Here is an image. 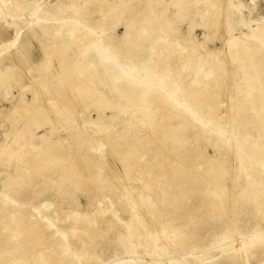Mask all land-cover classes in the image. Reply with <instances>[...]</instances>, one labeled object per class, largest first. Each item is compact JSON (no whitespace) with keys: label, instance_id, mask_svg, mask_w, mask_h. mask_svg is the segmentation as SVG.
Returning a JSON list of instances; mask_svg holds the SVG:
<instances>
[{"label":"bare ground","instance_id":"1","mask_svg":"<svg viewBox=\"0 0 264 264\" xmlns=\"http://www.w3.org/2000/svg\"><path fill=\"white\" fill-rule=\"evenodd\" d=\"M132 2L136 3V6L129 17L127 10ZM89 5H93V9H89ZM196 5L202 12L203 20L197 24L204 30L202 44H192L193 40L190 37L182 51L165 53L163 50H157L155 52L158 43L168 41L162 36L171 32L176 19L179 20L185 12ZM235 9L240 12L242 7L236 5L233 0H170V2L166 0H113V2L111 0H57L54 4L50 0L32 2L28 0H0V15L4 16V13H9L19 16L22 12L28 11L30 17L38 18L36 28L39 27L37 30L34 25L31 30L22 32V26L14 24L12 27L14 29L11 28L12 31H10V24L8 25L7 21L0 16V21L3 22L4 19L7 23L0 30V99L6 100L11 92L20 91L17 103L11 104L12 112L7 121L11 124L12 131L5 134L9 144L0 147V162L2 158H10L15 155L19 162L25 163L28 159L26 166L30 165L36 171L45 173L47 170L45 166L47 165H51V169L48 167L50 170L61 169L63 173L60 175V181L54 183L59 188L58 193L60 194L64 191L63 185L66 181L71 184L73 190L69 188V191L63 193L73 196L74 191L84 190L83 184L87 180L92 182L89 190L95 188L94 183L101 192L111 188L116 190L120 186L113 180H119L125 176L127 178L135 171L132 164L135 165L136 163L138 149L135 145L130 144L129 138L132 139L138 133V128L144 124L146 131L147 129L150 131L154 127L158 128L157 132L160 137L155 139L156 143L162 144L165 141L171 143L169 153L162 150L160 146L157 147L155 157L159 163L158 173L155 177L141 182L142 189L147 192L149 198H154L157 182L160 178L173 181L175 187L177 180L181 178L194 180L198 184L204 179L196 176L194 172L198 166H203L204 163L206 164L212 159L202 157L197 150H193L192 154L195 155V161L187 156V145L190 143V139L194 138L198 142L201 134L190 136L186 131L190 128L191 123L188 114H195L198 109L201 111L209 110L212 111V117L209 118L211 126L229 133L231 138L224 142L223 150L228 156L240 163L238 177L242 175L245 179V185L238 188L234 198L238 197L240 200L247 198L251 206L256 208V217L264 223V170L257 171L255 164L251 161H245L240 151L231 145L234 143L240 147L257 146L264 137L259 133L264 129V119L257 118L253 121L254 129L249 128L247 123L251 120L249 115L252 108L246 101L236 104L234 101L230 104L227 99L229 95H232L234 100L237 99L233 85L237 82L238 76L232 68L239 61H246L251 64L253 71L243 70V77L246 76L249 84L254 81L257 83L256 97L262 103L256 109L258 111L264 110V19L258 23L256 31L251 36H245L244 41H239L224 32L226 16ZM194 23L195 20H191L190 27ZM245 25L249 26L250 23H245ZM114 26L115 28L122 26L124 35L118 36L108 32ZM172 29L176 30V28ZM172 32L174 31L172 30ZM223 37L226 38V42L221 48L209 46L210 43L221 40ZM250 42L254 46L248 44ZM146 43L150 44L149 49L145 47ZM146 49L149 52V57L143 59L141 53ZM199 50L202 51L201 57L196 55ZM172 51L174 50L172 49ZM188 58L191 63L186 66L187 69L184 68L185 71L187 70L186 75H175L163 81L160 86H154V82L157 81V74L164 75L162 73L167 61L171 59L175 63H181ZM44 61L48 62V72H51L52 79L59 81V86L52 83L51 78L39 71V65ZM143 63L147 66L143 67ZM129 66H134L133 71L129 73L123 71ZM98 68H101L102 71L97 70ZM35 69L37 71L33 78L29 75V71ZM151 70L155 73H151ZM92 74L94 76L101 74L110 83L108 86L110 91L114 90L121 100L131 102L132 107L137 109L136 113L130 115L129 120L122 122L123 125L130 126V130L133 131L132 135H124L122 131H111L110 121L116 116L115 113L107 118L99 114L95 121H89L86 124L87 128L97 125L95 136H106L112 145L111 152L97 161L95 167L94 159L90 157L91 151H89L94 135L89 134L90 131L85 133L80 129L79 123L76 122V116L81 110L89 111L93 105L100 109L112 110L114 106H120V104L114 102L111 104L107 101L106 95L98 90ZM174 78L179 80L178 84ZM146 82L151 83V85H147ZM41 88L44 90L43 95L40 92ZM231 89L235 91L233 94L230 92ZM25 92L31 93V102H28ZM179 92L184 95L182 100L186 103V105L177 104L179 107L184 106L181 110L173 105V96ZM146 97L158 101L155 102L157 106L162 105L165 109L177 112L178 120L181 123L173 126L169 131L165 130L161 126L162 121L160 119L154 121L149 113L150 110L140 105L141 100ZM126 109L127 107L121 108L120 112L125 113ZM257 114L259 115V112ZM160 116H162L161 113ZM48 125L52 127L51 131L42 135L35 131ZM60 129L69 130L65 139L54 138L53 132ZM36 141L40 144H36ZM212 145L213 148L220 150L219 147H216L217 142L212 143ZM123 146L128 147V151ZM250 153H254L253 146ZM171 155L175 157V160L168 162ZM72 159L77 162L76 166L72 165ZM218 161H220L219 171L214 170V168L211 169L212 167L203 170V176L208 177L209 180H206L205 187L201 186L199 194L202 205L208 209L207 214L213 216L214 219L218 218L221 227L224 229V232L217 234L213 240L215 247L219 246L220 249L217 250V254L206 258L193 256L191 257L192 262L186 261L185 264H216L219 261L229 260L234 264H251L252 257H262L263 260L259 264H264V245L262 242H255L253 250L246 248L245 237L240 233L241 230L236 224L237 221L231 218L230 208L235 201L231 197L233 186L229 183L231 178L227 170L229 163L223 159L220 160V158ZM89 162L93 163V168L89 167ZM262 163L264 164V161ZM143 169L145 168L136 173L138 177L142 176ZM101 170H106L107 177L100 173ZM27 171L28 169L18 165L16 172L21 177H17V180L10 179L3 182V192L0 193V225L7 218L18 219L20 216L16 209L18 201H8L6 198L21 194L25 187H34L33 183L27 179L29 178L26 175ZM86 176L87 178H84ZM65 188L67 190V186ZM88 189L82 193L90 198L94 194ZM179 193L177 197L173 196L174 199L171 200L168 191H161V198L156 203L164 207L169 205L171 209L163 215L157 213V208H155L157 204H151V199L140 196L143 205L140 206L143 207L142 211L146 217L145 221L141 222L145 226L144 231L146 233V238L143 240L144 237H140L134 229L139 220L138 215L131 214L132 210L124 206V203L121 207L124 206L125 210L129 209V212L127 211L129 215L125 221L118 219L121 228L123 227L125 230L122 234L118 232L119 238L116 240L120 241L122 237L131 239L132 247H137V253L141 254L147 252L150 254V251L147 250L148 246H153L157 250H165L173 244L179 245L182 242L181 236L177 234L174 220L170 217L182 208V201L189 192ZM250 194L254 195L253 199L249 198ZM122 203L120 202V204ZM60 206L62 207L61 204ZM60 206L49 212H45L46 209H49V203L34 206L39 217L37 221L30 222L24 229L30 234V237L24 242L21 239L22 242L19 246L9 242L11 234L0 235V252H5L11 256V263L9 264H45L48 260V251L55 255L54 251L58 247L56 238L60 231L52 235L49 229L56 224L57 220L59 221V218L61 221V216L59 217L58 214L64 209H61ZM117 207L119 208V206ZM200 209L201 207L193 208V210ZM193 210L189 208L188 212L193 215ZM95 211L94 215H87L86 213L81 215L85 218L86 223L91 224L92 227L95 223V217L102 213ZM71 212L74 213L75 210L72 209ZM66 213L65 215H67ZM114 222L116 223L113 221V217L108 214L105 217L106 227L100 229L99 232L88 228L79 237H85V240L84 238L82 240L90 245L98 237L105 238L106 232L109 229L112 231L110 226ZM40 223H45V226L43 227ZM138 224L140 223L138 222ZM60 228L57 226L58 230ZM70 229L72 228L70 227ZM258 230L259 226L255 225V231ZM113 231L115 230L113 229ZM39 238H41V244L38 245L40 249H31V243ZM69 245L75 246L70 243ZM256 247H260V249L255 250ZM95 249L93 248V250ZM129 253L130 251H127V254ZM33 254H36V257H33ZM3 256L0 254V264H7L4 263L7 257ZM54 264H76V261L73 256L59 254L56 255Z\"/></svg>","mask_w":264,"mask_h":264},{"label":"rangeland","instance_id":"2","mask_svg":"<svg viewBox=\"0 0 264 264\" xmlns=\"http://www.w3.org/2000/svg\"><path fill=\"white\" fill-rule=\"evenodd\" d=\"M28 1L32 2V1H41V0H28ZM56 1L57 0H50V2L53 4ZM166 1L170 2V0H166ZM111 2H113V0H111ZM233 2L236 5H241L242 10L239 12L238 10L235 9L228 13V15L226 16V20H225L226 25L224 26L225 27L224 32L225 34L228 33V35L230 34L232 37L237 38L239 41L240 40L244 41L245 39L244 37L251 36L256 31L258 27V23L262 22V20L264 19V0H255V1L254 0H233ZM135 6H136V3L134 2L129 4V8L127 10L129 17L131 15V12H133V10L135 9ZM89 9H93V5H89ZM4 14H5L4 16L2 15L0 16H2L5 19V21H7L8 25L10 24L9 25L10 31L14 29L12 28L14 27V24H18L22 26L23 28L22 32L31 30V28L34 25H35V28L37 27L36 24L38 22V18L30 17L28 11L22 12L21 15L19 16L11 15L9 13H4ZM181 18H179V20L177 18L176 21L172 25V28H176L177 32L175 33L176 30L171 28V32H169L166 36L163 35L162 36L163 39H168L169 42L166 40L163 43H158L155 47V52H157V50H163L165 51V53L170 52V51L171 53L182 51L184 50L186 44L188 43V40H190V37H192V40H193L192 44H202L204 30L197 25V24H200L203 20L202 12L199 6L196 5L195 7L191 8L189 11L185 12ZM4 19L2 20L3 22L0 21V30L3 27V25L5 26L7 24L5 23ZM25 19L27 22L25 21ZM191 20H195V23L194 25L190 27ZM245 23H250V25L246 26ZM36 29L39 30V27ZM172 30L174 32H172ZM193 30L194 32H192ZM108 32L110 33L112 32V34H115L118 36L124 35V29L122 28V26H120L119 28H115L114 26L112 27V30ZM225 42H226V38L223 37L221 40H217L214 43H210L209 46L211 48H221ZM46 43L48 44L47 41ZM248 44L251 45L252 43L250 42ZM252 45L254 46V44ZM145 47L149 49L150 44L146 43ZM147 49L146 51L144 50L141 53V57L143 59H146L149 57V52L147 51ZM172 49L174 51H172ZM255 53L257 54V51ZM196 55L198 57H201L202 51L199 50ZM47 63L48 62H45V61L42 62L39 65V71L41 73H44L45 75H47V77L52 79L51 74H50L51 72H48L49 70H48ZM190 63H191V60L189 58L181 63H175L173 60L170 59L169 61L166 62V67L162 73L164 75H159V73L157 74L158 77L156 78L157 81L154 82V86L156 85L160 86V84L163 81H165L166 79L168 80L171 77H174L175 75L176 76L186 75L187 70L185 71V69H187L186 66ZM142 66L146 67L147 65L143 63ZM133 67L134 66H129L128 68L123 69V71L129 73L133 71L132 70ZM97 70L102 71L101 68H98ZM232 70H234L238 78H237V82H235V84L233 85L234 86L233 89L236 92L233 89H231L232 91L230 92L231 94H233L234 92L237 93L236 94L237 96L235 95L237 99L234 100V98H232V95H229L227 99L230 102V104L234 101H235L234 102L235 104L238 102H245V101L248 103V105L252 108V110L249 115L251 120L249 123H247V125H249V128L254 129L255 126H254L253 121H255L259 117L264 119V110L262 111L257 110L261 106V103H262L261 100L256 97L257 83L254 81L252 84H249L247 82L246 76H244L245 77L244 78L242 74L243 70H246L247 72L249 71L251 72L253 71V68L251 67V64L249 62L239 61L232 68ZM36 71H37L36 69L30 70L29 75L34 78ZM151 73H155V72L151 70ZM92 78L96 82L98 90L106 95V99L109 103L113 104L114 102V103H118V105L120 104V106H114L112 110L100 109L99 107L93 105L90 107L89 111L85 112V110H81L79 111L78 116H76V122L79 123L80 129H82L85 133L87 131H90L89 134L94 135V140H92L89 146L90 148L89 151H91L90 157L94 159V167H95L97 161H100L103 157H105L111 152L112 145L106 136L105 137L95 136L97 125H94L92 127L89 126V128H87L86 124H88L89 121H95L98 118L99 114L107 118L111 116L113 113H115L116 116L114 117V119L110 121L111 131L112 132L122 131V134L124 135H132L133 131L130 130V126L129 125L126 126L125 124L123 125L122 122L127 119L129 120L130 115L133 113H136L137 109L132 107L133 104L131 102H126L124 100H121L118 97V93L115 92L114 90L110 91L108 89V86L110 85V83H108V81H106L105 78L102 77L101 74L96 75V76L92 74ZM176 78L174 79L176 80V84H178L179 80ZM39 81H42V80L39 79ZM52 83H55L59 86V81H57L56 79H52ZM146 84L151 85V83L149 84V82H146ZM239 85L241 86L239 87ZM239 88L241 89L239 90ZM19 92H20L19 90H15L10 93L9 97L6 100L0 99V147L3 145L9 144V141H7L5 138V134L12 131V126L9 123V121H7V119L9 117V114L12 112L11 104H16L18 101ZM40 92L42 95L44 94L43 88L40 89ZM25 96L27 97L28 102L29 101L31 102V99H32L31 93L25 92ZM183 96L184 95L182 94V92L181 93L179 92L178 94H175L173 96L174 97L173 105H175L176 108H178L179 110H181V108H184V106L179 107V105L177 104L182 103L183 105H186V103L182 100ZM155 102H158V101H155L151 97H146L141 100L140 105H142L143 108L150 110L149 113L151 114V117L154 121H158L160 119L162 121L161 126L165 130L169 131L170 128H172L173 126H177L179 123H181V121L178 120L177 112H175L174 110L165 109L162 105L157 106ZM125 107H127V109L125 110V113H121L122 111L120 112V109L125 108ZM258 112H259V115L257 114ZM160 113L162 116H160ZM188 115L191 118L190 119L191 123H190V128H188V131L186 132L189 133L190 136H193L195 134H201V136L198 142L194 140V138L190 139L189 141L190 143H188L187 145V151H186L187 156L191 157L195 161L196 159L194 157L195 155L193 156L192 154H193V150H197L198 153L202 157L212 159L210 160L211 162L209 161L206 164L204 163L203 165L204 167L198 166L196 171L194 172L196 176L198 177L200 176V178L202 177L205 179V180L202 179L201 183H199L201 185L196 183L194 180L181 178L179 179L180 181L177 180L176 182L178 187L177 186L175 187L173 186L174 185L173 181L168 179L169 181L168 182L166 181V179L160 178L156 186V191H155L156 195L153 196L154 198L152 197L149 198L148 194H146L147 192H145V190L142 189L141 182L144 180H149V178L151 179V177H155V175L158 173L159 163H157V160L155 157L157 147L160 146L162 150H164L166 153H169L171 150V143L170 141H165L162 144H159L158 142L156 143L155 139L160 137L159 133L157 132L158 128L156 129L154 127L153 129H150V131H148V129L146 131V126L144 124L138 128V133L135 136H133L132 139L129 138L130 144L135 145L138 149V152L136 153V161H135L136 163L135 165L132 164L135 171H133V173L130 174V176H127V178L126 176L124 177L123 175L124 178L121 177L119 180L114 179L113 181L115 183L117 182L118 185L120 186L116 188L118 186L117 185L115 187L116 190H113L114 188L113 189L111 188V189L104 190L101 192L96 188L95 183H94L95 188L89 190L88 188L89 186L90 187L92 186L91 184L92 182L90 183V181L87 180L83 184L84 190L74 191V196H73L67 193H63L65 191H69V188L70 190L72 189L71 184L66 181L64 184L67 186V190L65 188L66 186L63 185L64 191H62L61 193L62 195H61L60 193H58L59 188H57V186L54 185V183L60 181V175L63 173L61 169H58V168L55 170L52 169L53 170L52 171L50 170L51 165L49 166L47 165L45 167H47L48 171L46 170L45 173L41 171H36L33 169L32 166L30 165L26 166V163L29 161L28 159L25 163L19 162L17 160V157L14 155L10 158H4V159L2 158V161L0 162V193L3 192V182L4 181L10 180V179L17 180V177H21L16 172L18 165L24 169H28L27 171L28 173L26 175L29 178L27 179H29L31 183H33L34 187H31L32 189L30 187L28 188L25 187L21 194L7 196L6 199L8 201H14V200L18 201V203H16V209L20 213V216L18 217V219L7 218L6 220H3V223L0 225V235L4 236L7 234L9 235L11 234L9 237V242L14 244L15 246H19L22 242L21 239L24 242V241H27L30 237V234L24 231V229L28 226L30 222L37 221L39 217L38 212L34 206H39L43 203H49V209L45 210V212H49V211H52L58 208L61 204L62 205V207L60 206L61 209H64L62 210L61 213L58 214L59 217L61 216V221L59 218V221L58 220H57L58 222L56 221V224H55L56 226L54 225L53 227L49 229L50 230L49 232H51L52 235L60 231L58 233V237L56 238L58 247H56L57 249L54 251L55 255L51 254L50 251L47 252L48 260L45 264H54L56 262V255L58 256L59 254L73 256L76 261V264H185L186 261L192 262L191 257L193 256H200L201 258L202 257L206 258V257H209L210 255H215L217 254V250L220 249V247L219 246L215 247L213 243L214 237L217 234L223 233L224 229L221 227L218 218L214 219L213 216H209L207 214L208 209H205V207L202 205L203 203H202L199 193H200L201 186L205 187V185L207 184L206 182L209 180L208 177L207 179L206 176H203L204 175L203 170L212 167L211 169L214 168V170L219 171L220 161L218 160L220 158V160L223 159L229 163V166L227 167V170L231 176L229 183H231L233 186V189L231 190V197L235 201V203L232 204L233 206H231L230 208V212L232 214L231 218L237 221L236 224L239 226L241 230L240 233L243 234V236L245 237V241H246L245 247L253 250V244L258 241L262 242V244L264 245V223L261 222V220H259L258 217H256V214H255L256 208L251 206V203L247 201V198H244L243 200H240L238 197L234 198L236 196V192L238 188L245 185V179L242 175L238 177V174L240 171V163L237 162L233 157L228 156L223 150L224 142L226 140H229V138H231L229 136V133L227 134L223 130L216 128V127L214 128V126H211V122H210L211 120L209 118L212 117V111H209V110L201 111L200 109H198L196 110L195 114L190 113ZM73 128L75 127L73 126ZM51 130H52V127L48 125L45 128H41L40 130H35V131L37 132V134L42 135L46 133L47 131H51ZM68 131L69 130H64V129L56 130L55 132H53L54 138L65 139L68 134ZM263 131L264 129H262V132H259L262 136H264ZM214 142H217L216 147H219L220 150L213 148L212 143ZM35 143L38 145L40 144L38 141H36ZM231 145L234 149L240 151L241 155L245 158V161L253 162L255 164L257 171L264 170V164L262 163V161H264V137L260 140L257 146L252 145L254 148V153H250V151L252 150V146L248 145L245 147H240L239 145L234 144V143ZM123 148L126 151H128V147L123 146ZM168 160H169L168 162H171L172 160H175V157L171 155L169 156ZM76 163L77 162L75 161V159H72V165L76 166ZM48 167H50V169ZM89 167L93 168L92 162H89ZM142 168H145L143 169V171L141 170L143 172L142 173L143 179H142V176L138 177V174H136V173H139L140 169ZM103 171L101 170L100 173L104 177H107L106 175L107 172H105L106 170H103ZM84 178H87V176ZM222 181L224 180L222 179ZM157 187H159L160 189L158 190ZM85 189H88L89 191L93 192L94 196L87 198L86 195H84ZM116 191L117 193L119 192V194H117ZM128 191H131V192L126 193ZM142 191H143V194H142ZM161 191H168L171 200H173L174 197H177L180 194L179 192H184V193L189 192L190 193V194L188 193L187 195H185L183 199L184 202L182 201V204H181L182 208L176 214H172L170 217V219L174 220V226L177 228V234L181 236L182 242L179 245L173 244L165 250H157L153 246H148L147 250L150 251V254H148V252L145 254H141V253H137L138 251L137 247L136 248L132 247L131 239H126L122 237L120 241H117L116 239L119 238L118 234L119 233L122 234V232H124L125 230V228L123 227L121 228L119 224L120 220L118 219H121L122 221L127 220L128 215H129L127 211L129 209L132 210L131 214L133 215L137 214L138 215L137 217L139 218V220L136 222L135 227H134L135 232L138 233L140 237H144L142 238V240L146 238V233L144 231L145 226L144 224L141 223V222H144L146 219L145 213L142 211L143 207L140 206L142 205L141 201L143 197H148L149 199H151L150 200L151 204L153 205L157 204V207L155 206V208H157L158 214L163 215L164 213L169 212L171 210L169 205H166V207H164L156 203V201L158 202L159 199L161 198ZM55 192L57 195L55 194ZM99 194L101 195L99 196ZM117 195H119L120 199L119 197H117ZM192 195L194 196L192 197ZM140 196H142V198ZM249 198L253 199L254 195L250 194ZM88 201L90 202V204ZM114 202L115 204H113ZM120 202L121 203L123 202V203L120 204ZM124 203H125L124 206H127V208H129L128 210H125L124 206L123 208L121 207ZM244 203L246 204L245 206L243 205ZM56 205L58 206L55 208ZM117 206H119V208ZM195 207H201V209L193 210V208ZM121 208L122 210H120ZM164 208H165V211H163ZM189 208L193 210V215L188 212ZM69 209L71 210L74 209L76 213L71 212L72 213L71 214L70 213L71 210L69 211ZM95 210H97L98 212L100 211L102 213L101 215L98 214L95 217L94 219L95 223L93 224V227H92L91 224L86 223L85 218L82 217L81 215H84L85 213L87 215H90V214L94 215L96 213ZM136 210L138 211L136 212ZM65 213L67 215H65ZM108 214H110L113 217V221H116V223L115 222L113 223L115 225V228H114V225L112 224L110 226L112 231L109 229L108 232H106L105 238L98 237L95 239L94 243L87 245V242L82 240L83 238L85 240V237L82 238V237H79V235L83 234V231L87 230L88 228L93 229L96 232H99L100 229L106 227L105 217ZM76 215H79V217H76ZM138 222L140 224H138ZM40 224L43 227L45 226V223H40ZM255 225L259 226L258 231H255ZM57 226L58 228L61 227L62 229L60 228L58 230ZM70 227L72 229H70ZM113 229L117 232L113 231ZM69 243L72 245H75V246H72L74 248H72L69 245ZM40 244H41V238L31 243L30 245L31 249L39 250L40 248L38 247V245ZM93 248L97 249V250L95 249L96 252L95 250H93ZM124 249L126 253L124 252ZM254 249L259 250L260 247H256ZM141 250H144V249L141 248ZM127 251H130V253L127 254ZM0 254L4 255L3 257H7V260L4 263H7V264L11 263L10 255H8L5 252H0ZM35 255L36 254H33L32 256L36 257ZM262 260H263L262 257H252L251 264H259V262ZM216 264H234V263H232L229 260V261H219Z\"/></svg>","mask_w":264,"mask_h":264}]
</instances>
